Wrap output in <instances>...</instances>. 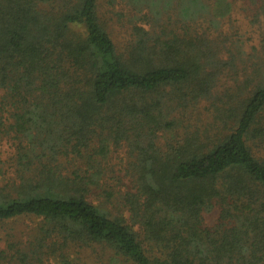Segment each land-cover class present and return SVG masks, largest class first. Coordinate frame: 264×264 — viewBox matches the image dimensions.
<instances>
[{"label":"trees","instance_id":"1","mask_svg":"<svg viewBox=\"0 0 264 264\" xmlns=\"http://www.w3.org/2000/svg\"><path fill=\"white\" fill-rule=\"evenodd\" d=\"M137 21L117 45L97 0H0V221L41 223L0 264L95 247L108 264H264V59L214 98L211 122L186 125L231 60L192 27ZM122 141L130 189H106V144Z\"/></svg>","mask_w":264,"mask_h":264},{"label":"rangeland","instance_id":"2","mask_svg":"<svg viewBox=\"0 0 264 264\" xmlns=\"http://www.w3.org/2000/svg\"><path fill=\"white\" fill-rule=\"evenodd\" d=\"M152 2L156 5H152ZM261 5L260 0H97V11L101 23L117 45L126 42L133 24L140 25L137 21L139 16L155 15L160 19V25L178 30L184 25L192 27L197 37L205 39L207 44L223 47L218 57L230 59L231 64L217 75L208 90L210 97L199 95L195 106L187 111L184 119L186 125L203 128L213 120L211 105L214 98L237 83H242L252 73L255 64L264 59V11ZM140 26L149 25L142 23ZM205 69L211 72L208 68ZM232 90L229 89L228 92ZM157 141L161 143L162 139ZM106 145L108 151L103 160L106 168L105 188L115 191L130 189L127 176L133 159L128 155L130 147L124 141ZM10 151L9 142L3 141L0 144V161L7 162ZM4 165L7 166V163ZM2 181L0 180V184ZM97 193L100 192L90 194L89 197L96 204L104 200ZM106 204L115 211L108 202ZM217 214L216 207L203 212V225L212 227ZM40 224L37 218L27 216L0 221V250L9 251L12 247L33 243ZM70 253L72 264H108L110 258V253L100 247L72 248ZM45 262L58 264L51 258L44 260V264ZM10 264L16 263L12 261Z\"/></svg>","mask_w":264,"mask_h":264}]
</instances>
